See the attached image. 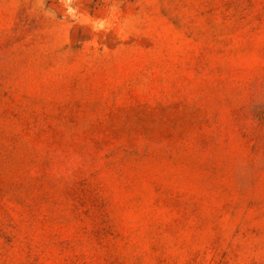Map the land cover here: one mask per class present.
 <instances>
[{"label":"rangeland","instance_id":"rangeland-1","mask_svg":"<svg viewBox=\"0 0 264 264\" xmlns=\"http://www.w3.org/2000/svg\"><path fill=\"white\" fill-rule=\"evenodd\" d=\"M0 264H264V0H0Z\"/></svg>","mask_w":264,"mask_h":264}]
</instances>
